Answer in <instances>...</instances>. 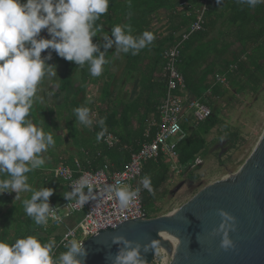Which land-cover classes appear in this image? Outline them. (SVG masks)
I'll list each match as a JSON object with an SVG mask.
<instances>
[{"label":"trees","instance_id":"obj_1","mask_svg":"<svg viewBox=\"0 0 264 264\" xmlns=\"http://www.w3.org/2000/svg\"><path fill=\"white\" fill-rule=\"evenodd\" d=\"M182 1L185 2L188 9L179 11L178 5ZM197 5L198 0H109L107 14L101 16L96 22L103 24L104 30L93 37V43L98 45L100 52H106V55L115 44L111 48L105 49L106 41L99 43L97 37L102 34L109 35L111 38L112 26L131 24L133 35H139L145 30H153L152 23L159 11L165 12L166 20L161 25L163 33L154 32L156 39L151 45L141 50L138 55L124 54L126 65L130 68L138 64L140 56L146 53L145 51L151 49L153 52L152 58L145 60L147 64L141 70V75H143L142 91L136 100L130 104L117 102L112 108L107 106L105 109L101 108L95 111L96 119L93 121V133L90 137L83 139L79 146V149H84L86 152V157L79 156L78 161H76L82 170L96 171L103 165L109 166L113 171L120 170L143 144L153 140L157 129L151 127V124L158 122V107L165 93L164 79L156 78L155 74L159 67L163 68V53L165 51L178 46L179 56L176 69L183 77L189 97L199 100L211 111V116L204 123H201L203 124L202 136H205L218 125L216 109L209 100L221 98L222 88L229 85L237 95L247 90L252 93L259 89L264 80V4L249 8L246 5L238 4L236 0H222L221 5H218L216 0H207L202 31L193 33L186 40H183L182 37L187 33L189 25L197 17ZM40 35L45 39L50 38L46 30H42ZM49 52H51L52 61L48 60L46 64L58 62L61 65V73L64 75L61 80H58L55 87L56 96L63 99V102L58 105L56 115L58 119L66 120L68 138L77 146L76 131L70 130L73 125L71 117L74 116L75 121L79 123L75 117L74 109L85 106L81 103L82 94L89 83L95 79H91L92 76L88 71L87 64L84 68H80L73 62L61 60L50 49L42 51L41 57H45ZM77 71L81 78L80 88L73 86L74 81H76L73 76ZM216 77L223 78L225 85L216 83ZM105 87L104 98L107 99L109 98L107 90L110 86L106 85ZM224 94H227L226 90ZM91 114L92 110L89 116ZM53 115H55V111L52 107L43 106L37 99L35 100L29 118L37 126L42 127L46 133L53 134L55 146L50 147L46 153L42 154L45 158V164L26 175L28 176V183L33 188L44 187L54 190L53 195L49 197V204H60L67 201L64 194L69 191L60 180L54 178L53 170L58 165L67 167L71 171L77 170L72 155L65 153L58 156V140L60 138L56 136L58 127L51 118ZM101 117L106 118L107 132L105 136L112 135L116 139L110 148L102 142L105 136L99 141L96 139L97 133L101 131L98 124ZM183 129L185 130V126ZM146 133H148L147 137L145 136ZM234 136L235 134H226L223 137V140L230 144L229 150L234 145L232 143ZM50 149L55 152L51 153ZM203 150V139L192 132L177 147L178 164L185 165L188 161L194 162L197 155H204ZM186 171L181 174L186 173ZM146 175L151 178L155 194H143L142 202L151 216L155 212V200L158 199L159 195L161 196V190L169 180V166L161 157L155 162L148 161L142 167V178ZM59 189L60 192H58ZM25 193L27 194L25 198L17 202L9 197L10 193L0 195V212H3L2 210L6 207L9 208L5 212H25L22 201L31 197V193ZM164 195L165 192L162 196ZM21 217L23 215H18L14 221V236L12 238H8L6 227L0 222V229L2 227L0 239L12 243L17 238L38 234L42 243L49 241V235L41 233V225L35 224L34 220L27 215L23 221H21ZM6 219L4 218V220ZM65 250L57 249L54 258L57 259L59 254Z\"/></svg>","mask_w":264,"mask_h":264},{"label":"clouds","instance_id":"obj_2","mask_svg":"<svg viewBox=\"0 0 264 264\" xmlns=\"http://www.w3.org/2000/svg\"><path fill=\"white\" fill-rule=\"evenodd\" d=\"M236 2L249 8L264 4V0ZM216 3L221 5L222 0H216ZM108 9L109 0H0V195L14 192L15 198L19 199V193H31L30 199L22 203L26 215L37 225L47 223L51 211L48 201L54 190L33 188L26 174L45 164L42 154L55 146V140L52 133H46L29 117L44 78L57 77V66L46 64L52 58L51 52L43 58L41 53L50 49L80 68L87 64L92 77L101 76L108 61L106 52H100L98 45L93 43V37L103 32L104 25L96 22L107 14ZM42 30H46L50 38H43ZM155 39V33L149 30L133 35L131 24L112 26L111 38L103 35L105 49L115 44L117 53L133 56ZM90 112L87 106L74 109L77 121L85 127L92 125ZM105 119L98 120L101 131L97 133V141L107 132ZM141 187L150 195L155 194L147 175L141 179L140 187L109 185L107 193L110 199L115 197L120 208H127L139 197ZM85 188L87 194L83 191ZM93 188L91 179L82 176L64 198L78 197L75 200L83 207L96 198ZM217 211L222 218L217 229L221 233L220 246L227 250L234 246L229 230H234L235 218L223 209ZM113 243H123L125 247L113 258L112 264H144L139 244L133 247V242L123 236L113 237ZM155 243L152 241L150 246L154 247ZM55 246L54 240L42 243L38 234L17 238L12 243L0 239V264H81L77 256L87 255L83 242L72 239L64 245L66 250L54 259ZM148 247L145 246V252Z\"/></svg>","mask_w":264,"mask_h":264},{"label":"water","instance_id":"obj_3","mask_svg":"<svg viewBox=\"0 0 264 264\" xmlns=\"http://www.w3.org/2000/svg\"><path fill=\"white\" fill-rule=\"evenodd\" d=\"M221 143L218 158L224 149ZM226 182L216 181L195 195L185 206L166 216L145 221H131L100 231L88 238L83 247L87 255L77 256L81 264H112L123 243L113 237L123 236L140 245L144 264H152L156 251L167 254L170 246L163 237L172 239L178 255L172 264H264V129L244 164ZM176 187L174 192L180 189ZM223 209L235 218L229 230L233 247L220 246L217 231ZM155 246L151 247V242ZM145 246L148 251H144Z\"/></svg>","mask_w":264,"mask_h":264},{"label":"built area","instance_id":"obj_4","mask_svg":"<svg viewBox=\"0 0 264 264\" xmlns=\"http://www.w3.org/2000/svg\"><path fill=\"white\" fill-rule=\"evenodd\" d=\"M206 1L198 0L197 17L189 25L187 33L182 37L183 40H186L193 33L202 31ZM178 9L182 11L188 9V6L185 2H181ZM178 56V46L163 53L162 79L165 81V93L158 107V122L157 124H151V127L157 129V132L150 143L143 144L130 157L127 164L117 171L111 170L107 165H103L102 168L96 171H84L75 162L77 171H71L64 166H58L53 170L54 178L60 180L69 192L72 191L75 181L87 175L94 185L93 195L96 197L86 202L83 207L76 202L75 199H78V197L60 204H50V215L47 223L40 226V231L44 235H49L50 231L62 230L61 235L55 242L56 246L52 253L53 258L57 249L65 250L64 245L72 239L84 244L88 238L96 236L100 231L107 228H113L131 221L152 219L142 202V195L149 194L147 190L141 187L139 197L127 208H120L115 197L113 196L110 199L108 196L107 189L109 185L115 187L126 185L130 189L140 187L143 164L148 161L155 162L160 157L168 164L172 174H181L194 165V162L191 161H188L185 165H179L176 153L178 145L187 137L183 129L184 124L189 125L186 114L191 112L194 126H197L204 123L211 116V111L199 100H188L186 98L183 77L176 69ZM215 82L222 86L225 85L221 77H216ZM145 136L147 137L148 133ZM102 142L110 148L116 142V139L112 135H107ZM83 191L87 194L88 189L85 188ZM74 216H79L78 221L68 225L67 220L72 219Z\"/></svg>","mask_w":264,"mask_h":264},{"label":"rangeland","instance_id":"obj_5","mask_svg":"<svg viewBox=\"0 0 264 264\" xmlns=\"http://www.w3.org/2000/svg\"><path fill=\"white\" fill-rule=\"evenodd\" d=\"M52 64L57 66L58 72V62ZM53 80L47 76L44 78L38 88L37 100L41 105L50 106L57 112L58 97L55 94L56 85ZM134 80L135 78H132L128 84L133 85ZM225 90L227 94H224ZM93 92L95 93V89L90 91L91 97L94 95ZM221 92V98L209 100L216 109L218 125L205 136H202L201 131L203 124L194 126L191 112H187L186 118L189 120V125L185 126V132L187 136L194 132L203 139L204 155H197L194 165L184 174H172L169 170V180L161 190V196L159 195L155 200V212L151 214L152 218L166 216L180 209L208 185L220 179L225 181L231 178L229 174H235L238 171L256 145L264 129V80L256 92L251 93L247 90L237 95L229 85L222 88ZM51 118L56 121L55 115ZM226 134H235L232 140L234 145L230 150L228 149L230 144L223 140ZM221 143H223L224 152L218 158V145ZM50 152L55 151L50 149ZM180 185V189L174 192ZM164 192L165 195L162 196ZM163 251V249L156 251L152 264H171L167 253Z\"/></svg>","mask_w":264,"mask_h":264},{"label":"crops","instance_id":"obj_6","mask_svg":"<svg viewBox=\"0 0 264 264\" xmlns=\"http://www.w3.org/2000/svg\"><path fill=\"white\" fill-rule=\"evenodd\" d=\"M165 20H166L165 12L159 11L154 18V22L152 23V29H153L152 32H159V34H162L163 29L161 28V25L165 23ZM97 38L99 39L98 40L99 43L104 42L102 34L99 35ZM145 52L146 53H143L140 56V60L138 64L137 65L135 64L134 66L130 68L127 67L126 65V60L124 58L125 53L116 52V45H114V47H112V49L107 53L105 58L108 61V63L104 65V70H103L102 75L99 77H91V79L92 80L95 79L96 82L93 81L89 83L88 81L89 86L82 94L83 99L81 103H83V105L89 107L92 110V114L90 115V119H92V121H95L96 119V113H95L96 110L101 109V108L105 109L107 108V106L108 108L109 107L112 108L114 104L117 102H121L123 104H130L134 100H136V98L140 95V92L142 91V87H143V82H142L143 75H141V70L143 69V66L147 64L145 60H148L152 58L153 56V52L151 51V49ZM61 60H63V58H61ZM60 66L61 65L58 64L57 77L53 78L54 79L53 81H55L56 86H57L58 80H61L64 77L63 73H61ZM155 77L160 78V79L162 78V68L160 67L158 68L155 74ZM73 78L76 79V81H74L75 83L73 82L74 88H80L81 78H80L78 71L73 76ZM132 78H135L133 85L128 84ZM106 85L110 86L109 90H107L108 91L107 95H109V98L107 99L104 98V94H105L104 89L106 88L105 87ZM92 89H95V93L93 92L94 93L93 97H91L92 92L90 93ZM185 96L188 100L192 99L189 97V93L187 91H186ZM89 98L91 99V103H89ZM57 99H58V105H60L63 102V99L62 97L61 98L59 97ZM57 112H55V117H56L55 123L58 127L56 136H58L61 139V140L60 139L58 140V156H61L65 153L70 154L74 157V161L76 162L78 161L79 156L86 155V152L84 151V149H79V146L82 144L83 139L90 137L92 135L93 122H92L91 127H85L77 123L75 121L74 116L71 117L72 119L71 122L73 125L71 126L70 130L76 131V135H75L77 137V146H76V144L74 145L73 141L68 138L69 134H68V128L66 127V124H65L66 120L64 121L63 118L58 119L56 115ZM183 126H188V124H184ZM86 164L88 165V163ZM58 192H60V189L58 190ZM15 195L16 194L13 192L9 194V197L14 202H17V201L24 199L27 194L25 192L19 193V199H16ZM8 208L9 207H6L2 210L3 212H0V218H1L0 222L6 227V230H7L6 234L8 238H12L14 236L13 234L14 225L13 224H14L15 219L18 217V215L21 214L23 215V217H21V221H23L24 217L26 216V213L25 212H5ZM4 218H7V219L4 220ZM78 219H79L78 216H74L72 219L67 220V224L71 225L77 222ZM0 230L2 231V227ZM61 233H62L61 229L50 231L48 240H54L56 242L59 236L61 235Z\"/></svg>","mask_w":264,"mask_h":264},{"label":"bare ground","instance_id":"obj_7","mask_svg":"<svg viewBox=\"0 0 264 264\" xmlns=\"http://www.w3.org/2000/svg\"><path fill=\"white\" fill-rule=\"evenodd\" d=\"M229 179V178H228ZM228 179H226L224 182H226ZM163 240L170 246L171 248V252L169 254H167V258L170 260L171 264L174 262V260L176 259L177 255H178V250L177 247L175 245V243L172 241V239L167 238V237H163ZM164 252V251H163ZM164 260V259H163ZM166 261V260H165ZM164 262V261H163ZM164 264V263H163Z\"/></svg>","mask_w":264,"mask_h":264},{"label":"flooded vegetation","instance_id":"obj_8","mask_svg":"<svg viewBox=\"0 0 264 264\" xmlns=\"http://www.w3.org/2000/svg\"><path fill=\"white\" fill-rule=\"evenodd\" d=\"M219 145H220V144H219ZM219 145H218V146H219Z\"/></svg>","mask_w":264,"mask_h":264}]
</instances>
